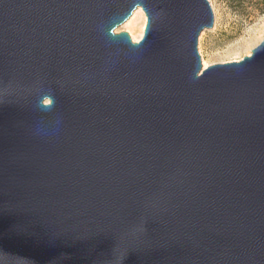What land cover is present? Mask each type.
Returning a JSON list of instances; mask_svg holds the SVG:
<instances>
[{
	"label": "water",
	"instance_id": "95a60500",
	"mask_svg": "<svg viewBox=\"0 0 264 264\" xmlns=\"http://www.w3.org/2000/svg\"><path fill=\"white\" fill-rule=\"evenodd\" d=\"M213 21L0 0V264H264V39L203 68Z\"/></svg>",
	"mask_w": 264,
	"mask_h": 264
},
{
	"label": "rangeland",
	"instance_id": "374dc122",
	"mask_svg": "<svg viewBox=\"0 0 264 264\" xmlns=\"http://www.w3.org/2000/svg\"><path fill=\"white\" fill-rule=\"evenodd\" d=\"M208 1L214 21L212 27L203 29L198 36L197 49L201 59L204 58L209 66L250 55L251 50L264 39V0ZM137 23L141 25L143 20L139 19ZM123 24L114 32L129 33Z\"/></svg>",
	"mask_w": 264,
	"mask_h": 264
},
{
	"label": "bare ground",
	"instance_id": "6f19581e",
	"mask_svg": "<svg viewBox=\"0 0 264 264\" xmlns=\"http://www.w3.org/2000/svg\"><path fill=\"white\" fill-rule=\"evenodd\" d=\"M139 19L143 20V24L139 25L137 23V20ZM145 23H146V16L142 11V9L140 7H137L132 12L131 16L124 22L123 25L127 26L132 40L137 41L141 37L144 31ZM201 62L203 68L207 66V62L205 61L204 58L201 59Z\"/></svg>",
	"mask_w": 264,
	"mask_h": 264
}]
</instances>
